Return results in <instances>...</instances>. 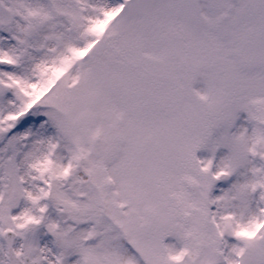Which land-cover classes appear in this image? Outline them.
Returning <instances> with one entry per match:
<instances>
[{"label":"snow or ice","instance_id":"1","mask_svg":"<svg viewBox=\"0 0 264 264\" xmlns=\"http://www.w3.org/2000/svg\"><path fill=\"white\" fill-rule=\"evenodd\" d=\"M0 264H264V0H0Z\"/></svg>","mask_w":264,"mask_h":264}]
</instances>
